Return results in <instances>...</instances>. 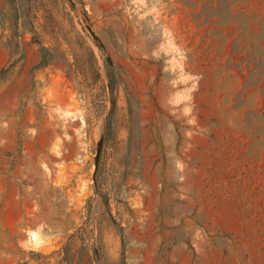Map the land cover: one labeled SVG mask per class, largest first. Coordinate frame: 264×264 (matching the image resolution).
Returning a JSON list of instances; mask_svg holds the SVG:
<instances>
[{"label": "rangeland", "instance_id": "obj_1", "mask_svg": "<svg viewBox=\"0 0 264 264\" xmlns=\"http://www.w3.org/2000/svg\"><path fill=\"white\" fill-rule=\"evenodd\" d=\"M0 264H264V0H0Z\"/></svg>", "mask_w": 264, "mask_h": 264}]
</instances>
